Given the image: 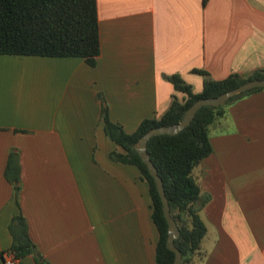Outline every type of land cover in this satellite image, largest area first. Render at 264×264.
Masks as SVG:
<instances>
[{
    "label": "crops",
    "instance_id": "1",
    "mask_svg": "<svg viewBox=\"0 0 264 264\" xmlns=\"http://www.w3.org/2000/svg\"><path fill=\"white\" fill-rule=\"evenodd\" d=\"M96 11L93 66L0 54V264L17 212L38 260L155 264L147 187L135 167L109 158L119 147L103 133L100 99L131 132L181 97L163 74L198 92L192 69L222 79L264 68V0H96ZM209 142L195 171L205 234L192 264H264V87L229 104ZM9 152L17 201L4 177ZM34 257L18 263L40 264Z\"/></svg>",
    "mask_w": 264,
    "mask_h": 264
},
{
    "label": "trees",
    "instance_id": "2",
    "mask_svg": "<svg viewBox=\"0 0 264 264\" xmlns=\"http://www.w3.org/2000/svg\"><path fill=\"white\" fill-rule=\"evenodd\" d=\"M0 54L42 57H80L93 66L99 54L96 0H0ZM192 72L202 76L201 89L193 92L190 84L178 74H163L173 90L166 110L158 117L142 119L131 132L108 117L107 107L101 106L99 121L105 137L119 150L109 152V158L136 168L145 182L150 199V219L156 229L154 247L155 264H172L174 254L165 246L166 221L152 176L141 161L133 144L148 129L177 123L187 107L198 98L214 97L252 78H263L264 68L255 69L246 76L230 73L222 79H212L201 69ZM260 88H253L230 97L217 106H200L190 122L174 134H157L146 142V152L161 179L167 199L169 214L174 219L179 234L173 245L180 252V263L192 264L201 256L200 242L205 226L198 211L205 201L200 194L195 171L199 162L211 152L209 126L224 115L233 101ZM17 160L9 152L5 179L11 184L17 201L19 190ZM16 205L18 206L17 202ZM8 230L11 243L8 248L18 260L26 254H36L25 219L17 212L10 219ZM34 259L38 260L35 256ZM40 264H49L38 260Z\"/></svg>",
    "mask_w": 264,
    "mask_h": 264
},
{
    "label": "water",
    "instance_id": "3",
    "mask_svg": "<svg viewBox=\"0 0 264 264\" xmlns=\"http://www.w3.org/2000/svg\"><path fill=\"white\" fill-rule=\"evenodd\" d=\"M264 87V77L263 78H252L242 82L241 84L228 89L214 97L207 98H198L194 102H192L185 112L183 113L181 119L175 123L170 125H160L156 127H152L148 129L145 133H143L133 144L134 149L137 151L141 161L145 164L148 173L152 176L155 189L159 196L161 202V210L162 214L166 221V239L165 246L171 250L174 254L172 264H182L180 263V252L173 245V239L178 236L179 231L174 219L169 214V207L167 203V199L165 197L163 186L161 183L160 177L156 173V169L151 163L149 156L146 152V142L147 140L157 134H174L180 131L184 126H186L190 120L192 119L194 113L200 106H217L226 102L230 97L243 93L247 90L253 88Z\"/></svg>",
    "mask_w": 264,
    "mask_h": 264
},
{
    "label": "built area",
    "instance_id": "4",
    "mask_svg": "<svg viewBox=\"0 0 264 264\" xmlns=\"http://www.w3.org/2000/svg\"><path fill=\"white\" fill-rule=\"evenodd\" d=\"M2 259L4 264H14L17 260L13 257V254L8 249L2 252Z\"/></svg>",
    "mask_w": 264,
    "mask_h": 264
},
{
    "label": "rangeland",
    "instance_id": "5",
    "mask_svg": "<svg viewBox=\"0 0 264 264\" xmlns=\"http://www.w3.org/2000/svg\"><path fill=\"white\" fill-rule=\"evenodd\" d=\"M106 102L101 98L100 99V106H105ZM39 258V255L37 256Z\"/></svg>",
    "mask_w": 264,
    "mask_h": 264
}]
</instances>
